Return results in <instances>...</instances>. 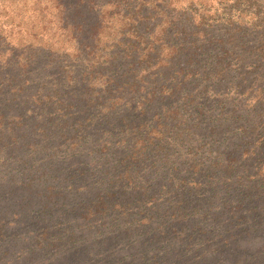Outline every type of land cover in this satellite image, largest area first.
Returning a JSON list of instances; mask_svg holds the SVG:
<instances>
[{"label": "trees", "instance_id": "16d2710c", "mask_svg": "<svg viewBox=\"0 0 264 264\" xmlns=\"http://www.w3.org/2000/svg\"><path fill=\"white\" fill-rule=\"evenodd\" d=\"M55 1L66 34L61 42L40 46L19 40L18 47L9 48L0 19V166L5 168L0 172L4 175L0 177V203L11 200L17 210L14 218L25 219V213L40 223L31 253L40 257L64 243H74L76 230L61 218L77 213L90 227L97 218L114 215L111 219L120 239L133 240L137 251H155L142 253V264H169L181 249L190 252L196 245L195 264H225L232 254L239 262L264 258V251L243 249V253L240 248L247 241H264V178L239 174L233 168L239 158L231 154L223 155L227 166L208 159L206 165L192 160L185 168L171 163L164 143L169 134L176 143L191 139L194 126L185 118L190 120L195 114L196 120L203 117L207 124L228 119L229 127L222 131L231 129L233 137L241 140L253 138L250 157L257 156L256 148L264 145V126L262 114L252 104L258 98L264 100V95L244 91L242 85L260 80L256 72L264 69V6L249 0L253 12H246L238 7L245 0H237L230 11L235 14L219 15L228 6L214 7L215 0ZM98 1L104 4L92 23L83 17L80 5L96 8ZM16 2L26 5L31 0ZM24 27V34L34 28ZM106 28L113 30L104 34ZM37 46L41 49L36 50ZM47 54L53 55L50 62L56 72L48 71V77L33 83L28 79L34 73L30 68L38 63L35 59ZM237 68L243 70L239 78L235 77ZM229 71H235L232 84L222 82L224 88L215 84V92L208 88L206 83L210 86L225 76L231 78ZM238 93L251 95L252 100L228 110L226 101ZM126 96L139 99L132 114L123 116L121 102ZM208 96L214 100L198 101ZM150 108L153 123L148 127L143 119ZM212 110L231 116L213 120ZM213 128L202 130L213 137L220 135ZM106 133L115 138L122 134L118 148L113 149L121 158L98 176L102 182L97 190L88 191L87 199L82 195L78 205L65 209L58 204L60 198H73L61 192L66 190L64 185L71 183L79 190L95 173L75 166L61 176L59 169L50 172L48 166L56 161L61 146L70 156L66 163L75 162L78 157L71 155L81 154ZM244 145L242 141L238 148ZM217 148L222 152L227 147ZM100 149L109 154L111 148ZM159 162L171 166H157ZM233 177L237 185L230 184ZM132 204L137 209L131 210ZM6 211L5 216L13 212ZM254 226L262 231L254 232ZM8 230V222H0L1 246L6 249L0 252V262L11 252L10 240L4 237ZM80 256L76 251L73 254Z\"/></svg>", "mask_w": 264, "mask_h": 264}, {"label": "rangeland", "instance_id": "374dc122", "mask_svg": "<svg viewBox=\"0 0 264 264\" xmlns=\"http://www.w3.org/2000/svg\"><path fill=\"white\" fill-rule=\"evenodd\" d=\"M16 1L18 0H0V3H2L0 6V19L3 20V22L1 20V26L3 29L2 32L3 36H5L6 38V41L10 43L9 48L14 47L15 43H18L19 40H21L20 42L24 44L25 42H31L33 45L40 46L41 44L46 45L52 44V42L55 43L57 41L61 42L65 40L66 34L61 30V23L58 16L59 11L54 7V5L58 4L57 1L37 0L38 3L41 2L40 7V4H37L36 0H31L32 3L28 2L26 5L24 3L17 4ZM62 2L65 3L66 0H62ZM236 2L237 0H215L214 7L222 8L224 6H228L227 11L220 9L218 14L221 15L223 13H228L233 15L235 14V12L230 13V11L234 6V3ZM255 2H258V4H260L262 7L264 6V0H255ZM103 4V1H98L96 4V8L93 6H89V8L87 6L86 8L84 4H81L80 6L83 10V17L85 19L87 18L88 20H91L92 23L95 22L97 10H100L103 7ZM252 4L253 2L251 3V1L249 2V0H245L241 4L238 3V7L246 9V12H253ZM109 8L110 6L108 7V9ZM229 8L230 10H228ZM111 14L114 18V14L112 12ZM224 20H227L226 17L224 18ZM109 23H114V19ZM24 24L26 26V29L28 25L29 27H34L33 30L27 34H24ZM107 25L108 23L106 22V26ZM113 28H106L104 34H107L108 31L113 30ZM15 46L18 47L19 44ZM52 47L53 46H51L50 49H52ZM69 47L70 52H74L75 49L72 48L71 43L69 44ZM35 48L36 50L41 49L39 46ZM29 56L30 54L27 53L26 57ZM47 56L48 57L44 56L42 58H37L34 60L38 63H36L30 68V70H32L34 73L32 74V77L31 75L28 77V79L32 80L33 83L36 79L39 80L40 78H44V76L48 77V71H52L54 69V65L50 62L51 57L53 55L49 56L47 54ZM81 64L84 65V63L82 62ZM245 68L248 70L249 67ZM55 72L56 70L54 69V73ZM234 72L231 74V72L229 71V73L231 74V78L225 76L218 82H212L210 86L208 85V83H206V85L213 92L217 90L215 84H217L220 88H224V84L226 86L227 84H232L234 82L232 81V79L234 78ZM235 73V77L239 78L240 74L243 75V70L239 71V68H237ZM256 73L257 76H259V78L257 79L260 80H257L256 82L255 79H250L251 81H249L246 86L242 85L244 88L243 90L246 91L250 89V91L254 92L260 91L264 95V69H261L260 71L258 70ZM256 73L254 72L253 75H256ZM43 80L44 79H41V81ZM222 82L225 83L222 84ZM232 95L233 94H231L229 100L226 101V107H228V110H230V107L236 104H238L236 108H242L244 105L249 103L250 100H252L251 95L248 96V94H246L245 96H240L239 93L235 96ZM138 99L139 98H134L133 96H126L125 99L121 102V114L123 116H125V114H132L133 108L135 107V103ZM213 100L214 98L210 96H208L206 99L198 98V101L201 103ZM253 103L254 104L252 105H256L258 112L262 114V116L260 117L262 119V126H264V100L258 98L256 99V101L254 100ZM192 109L193 108H188L187 110L191 112L193 111ZM248 110H251V108H248ZM147 112H150L149 116H145L143 120L145 123L148 124L149 127L153 123V115L151 114L152 109H148ZM210 113L213 120L220 119V117L226 118V116L229 118L231 116V113L226 114V112H223V114H219L218 111L214 110H212ZM193 116L194 118L190 120L187 119V117L185 118L187 120V124H191L194 127L197 126L198 128L196 129L192 127L193 131H191V133L195 132V134L191 135V139L188 140V138H184L181 143H176L173 142V136L169 134L168 138L164 142L165 145L168 147L169 160L171 161V163L180 164V166L188 168V166L191 165L192 160H197L198 162H202L206 165L207 163H209V160L212 159L213 162H215L216 160H220L222 163L221 166H225L226 161L223 159L227 156L223 155L231 154V156H233L232 158H239V160L236 161L235 166H233L235 171L239 172V174H249L254 176L255 179H262L261 177L264 178V145L260 147L258 146L255 150L257 156L259 153V159L257 160V156L250 157L251 142H253V138L248 137V139L246 138L245 140H241L237 139L236 137H233L231 129L227 131H222L223 128L229 127L228 119L218 123H216L217 121H215L216 124H214L213 122L207 124L208 122H203V117L196 120L195 114ZM113 122L114 120L112 121V123ZM203 127H205L206 130H210L214 127L216 129V132H218L220 135H216L215 137H213L212 135H209V131L202 130ZM121 136L122 134H120L119 137L115 138V136H112L109 133H106L104 135L101 134L99 137L95 138V141L93 140L90 144H88V148L82 150L81 154L77 153L76 155H71L74 159H76L77 157L78 158L76 160H73L75 162H72L71 160L68 161L70 163H66V160L70 158V156L68 157L66 147H60L57 152L56 161H54V164L52 166H48L49 168H51L50 172H53L54 169H59L57 172H60L61 176H63L65 173H68L70 170H73L75 166H86L87 169L89 171L91 170V172L95 173V175L89 178L86 182H83L79 190L76 186L71 183L64 185V188L66 190H63L61 192L70 193V195L72 194L73 199H71V197L62 196L58 204H60L61 206L64 205L65 209L68 207L72 208L73 205L79 204V202L82 200V195L84 196L83 199L85 200L87 199L86 193L88 191L97 190L100 187L102 181L101 179H98V176L103 172L107 171L109 168H114V164H116L117 161H119V159L121 158V155H119V153H115L116 151L113 150L114 147H117L116 143L118 142ZM215 141L219 142L216 143ZM242 141L245 145L242 146L243 148L239 149L238 145H240ZM168 144L171 145L168 146ZM103 147L111 148L109 150V154H102L99 152L101 150L100 148ZM217 147L227 148H224L221 152L220 150H218ZM208 148L212 149L214 152L209 153ZM231 150H234L235 152ZM244 150L248 151L246 152L247 154L244 153ZM91 151L95 153H91ZM110 151H112L111 154ZM194 156L195 158H192ZM157 166L171 165L159 162ZM4 169L0 166V172H4ZM3 176L4 175H0V177ZM233 178L234 179H230V184L237 185L236 178ZM261 189L263 190L264 187H262ZM66 205L68 207H66ZM15 206V203L11 200L6 203H0V209L2 212L0 213V222H8L9 225V230L5 232L4 237H7V239L10 240V246H12L8 250H11V252L7 255L4 261L2 260L0 262V264H142V262L139 260V257L140 255H142V253L146 255H151L155 253V251L151 248L147 250L141 249L140 251H137L136 246H134L135 242L133 240L130 241L129 239L127 241H124V239H120V237L117 236V232H115L116 229L114 228V222L111 219L112 216L114 217V215L97 218L90 227L88 224H85L87 222H85L83 218H81V216L75 213L72 215V217L67 216L66 218H61V220L65 219L66 222L69 221L72 223L77 233L75 237V242L69 245L66 243L62 244V240L64 239L62 238V245H60L59 247L51 251L48 250L43 256H34V254L31 253L32 249H30V247L32 246V244H34L33 241L36 239V236L40 231L41 225L35 220H32L29 214L26 215L25 213H22L23 216H25V219L14 218V215L17 214V210L14 209ZM135 209H137V207L132 204L131 210ZM6 210H10V212L13 210V212L5 216L3 212H7ZM254 227V232L259 233V231H262V228H258L257 226ZM3 241H0V252L6 251L4 246H1ZM14 242L16 244L12 245ZM262 242L264 241L257 240L255 241V243L247 241V244L241 245L240 248H242L241 250L243 253V249L247 252L252 249L261 253L262 251H264V243ZM254 244L256 246H254ZM194 247H197V245ZM193 248L188 249L190 250V252H183L181 249L182 256L179 253L177 257H173V262L168 261V263L190 264L193 262L195 264L197 260L194 258L195 255L193 253V250L195 249ZM177 249L178 251H180L179 247H177ZM75 251L81 254L80 259L73 257ZM12 252H14L13 255ZM30 254L37 258H30ZM241 260L242 261L239 262V258L234 257V255L232 254L228 255V258H226L225 260V264H264V258L258 260L249 258H247L246 260L245 258Z\"/></svg>", "mask_w": 264, "mask_h": 264}]
</instances>
